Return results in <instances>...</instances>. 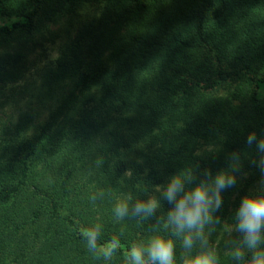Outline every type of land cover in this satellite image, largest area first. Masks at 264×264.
Wrapping results in <instances>:
<instances>
[{"label":"trees","instance_id":"1","mask_svg":"<svg viewBox=\"0 0 264 264\" xmlns=\"http://www.w3.org/2000/svg\"><path fill=\"white\" fill-rule=\"evenodd\" d=\"M1 109L0 264H132L156 236L175 264L206 250L246 264L231 250L240 201L264 196V0H0ZM221 172L236 183L185 249L168 180L189 191ZM150 199L152 214L133 211ZM97 227L91 248L82 230Z\"/></svg>","mask_w":264,"mask_h":264},{"label":"clouds","instance_id":"2","mask_svg":"<svg viewBox=\"0 0 264 264\" xmlns=\"http://www.w3.org/2000/svg\"><path fill=\"white\" fill-rule=\"evenodd\" d=\"M257 141L256 134L249 133V145ZM259 151L264 152V139L257 143ZM264 163V161H262ZM190 179L180 173L169 178L164 191V198L175 202V206L168 213L169 222L175 225L177 233H184L183 246L191 250L196 239L203 240L204 225L210 222L211 212L222 207V190L235 185V177L224 172L217 174L212 181L214 186L205 182L196 184L191 190L185 191V180ZM183 193V195H179ZM179 195V199H177ZM131 199V197H128ZM159 207V202L150 199L147 202L138 201L133 211L136 214H152ZM115 212L118 218L128 214L127 200L117 204ZM235 230L242 234V241L232 250L234 259L245 260L246 264H264V196H245L240 201L236 211ZM219 222V221H217ZM99 228L83 229L82 235L87 239L89 247L96 248ZM194 233V234H193ZM206 243V241H204ZM118 247V242H110L104 247V255L109 257ZM147 255V259L145 256ZM129 256L132 264H175L176 245L172 239L161 236L153 237L148 246L136 245L130 249ZM183 264H219L215 250H206L188 255Z\"/></svg>","mask_w":264,"mask_h":264},{"label":"rangeland","instance_id":"3","mask_svg":"<svg viewBox=\"0 0 264 264\" xmlns=\"http://www.w3.org/2000/svg\"><path fill=\"white\" fill-rule=\"evenodd\" d=\"M58 48H59V40L54 44H49L45 50H41L34 56L33 62L31 65L30 72L28 76L32 77L35 76L37 68L41 67L48 59H55L58 56ZM1 117L6 115H11V111L6 109L5 113L3 114L2 109L0 110ZM205 149H208L207 146H202L199 148L198 153H201Z\"/></svg>","mask_w":264,"mask_h":264}]
</instances>
